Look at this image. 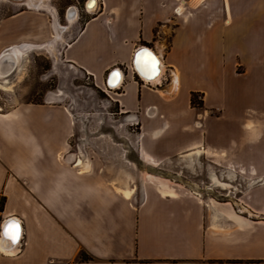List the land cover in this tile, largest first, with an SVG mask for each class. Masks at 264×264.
Masks as SVG:
<instances>
[{
    "label": "crops",
    "instance_id": "crops-1",
    "mask_svg": "<svg viewBox=\"0 0 264 264\" xmlns=\"http://www.w3.org/2000/svg\"><path fill=\"white\" fill-rule=\"evenodd\" d=\"M15 1L0 0V9ZM95 1L59 57L108 89L139 127L138 158L205 157L264 176V149H242L263 136L264 111L236 118L243 147L225 149L217 128L225 79L236 106L264 105V0ZM21 5L0 17V55L48 39L49 6ZM147 50L160 65L152 81L134 64L141 51L143 72H153ZM114 69L121 79L107 88ZM191 93L202 94L201 110L191 106ZM74 132L73 116L59 104L0 111V232L12 219L21 238L0 249V264H264V182L238 202L171 195L155 183H143L138 197L127 179L108 176L85 151H70ZM247 157L260 160L246 165Z\"/></svg>",
    "mask_w": 264,
    "mask_h": 264
},
{
    "label": "rangeland",
    "instance_id": "rangeland-1",
    "mask_svg": "<svg viewBox=\"0 0 264 264\" xmlns=\"http://www.w3.org/2000/svg\"><path fill=\"white\" fill-rule=\"evenodd\" d=\"M41 1L51 11L47 14L50 22L48 39L40 47L25 46V56L16 70L5 78L6 85L0 86V111L20 103L64 106L75 122L70 151L80 154L85 151L104 166L108 176L127 179L128 186L137 188L138 197L143 183H155L171 195L185 192L203 199L238 202L249 187L264 182L263 175L238 172L231 164L219 166L205 157H171L154 166L143 163L137 155L139 127L129 124L128 116L119 111L108 89L97 87L88 75L59 57L58 50L62 45L71 40L86 19L95 13L96 1L87 11L86 4L89 7L91 0H16L15 6L1 5L0 17L23 10V2L30 6ZM68 12L74 14L72 23L67 19ZM58 36V45L53 46ZM3 80L0 79V84ZM230 84V79H225V96L219 100L218 143L225 149H237L242 146V132L236 118L245 117L251 110L262 112L264 105L256 101L236 106L226 96ZM242 149H264V134L251 144V148L245 146ZM259 160L247 157L244 162L256 165ZM212 175L227 185L213 184Z\"/></svg>",
    "mask_w": 264,
    "mask_h": 264
},
{
    "label": "bare ground",
    "instance_id": "bare-ground-1",
    "mask_svg": "<svg viewBox=\"0 0 264 264\" xmlns=\"http://www.w3.org/2000/svg\"><path fill=\"white\" fill-rule=\"evenodd\" d=\"M94 4H95V0H91L90 3H89V8H91ZM90 5H92V6L90 7ZM73 17H74V14H72L71 12H68L67 19H68L69 22L72 23ZM147 52H148V55L152 58L153 56L150 53V51L147 50ZM24 53H25V50H24V48L22 46H15V47H12L10 49H7L5 52H3L0 55V79H4L2 81L4 83L1 82L0 86H4L3 84L6 85L5 78H7L8 76H10V74H12L16 70V68H17V66H18L21 58L23 57V55L25 56ZM138 57H139V55L136 57V60H135L134 64H135V67L139 70V73L141 74V75L140 74L139 75L141 77H143L144 79L146 78V80H148V81L156 80L157 77L160 75L159 74L160 73V70H159V66L160 65H159V62L157 61L156 57H153L152 58V61L155 60V68H154L153 72L150 73V74H147V73L143 72V70L141 68V65H140V58H138ZM114 77L115 78H113V79L110 80L111 81V83H110L111 84L110 85L111 87L117 85L119 83L120 79H121L120 73H118V72L114 75ZM141 161L143 163H145L146 165H152V166L156 165L155 162L153 161V159L149 155H147L146 153H144V152H142ZM211 180H212L213 184H215V185H227L225 183L219 182L217 180V178L214 177L213 175L211 176ZM163 188L164 187H161L160 186L159 189L162 192H166ZM123 193L126 196H130L131 190H129V189L128 190H124ZM6 222L2 223V227H1L2 228V231L0 232L1 233V237H0V249H1V251H5V252H7L8 248L11 245H16L19 242V240H20V230H19V238H18V240L15 243H13L5 235V230L6 229H10V226H12V225H18L13 220H10V222L8 224Z\"/></svg>",
    "mask_w": 264,
    "mask_h": 264
},
{
    "label": "trees",
    "instance_id": "trees-1",
    "mask_svg": "<svg viewBox=\"0 0 264 264\" xmlns=\"http://www.w3.org/2000/svg\"><path fill=\"white\" fill-rule=\"evenodd\" d=\"M87 20V19H86ZM190 104L193 108L201 110L203 108L202 94L201 93H191ZM4 204V197H0V212L2 211ZM79 258L84 261L88 260L89 257L85 252H81Z\"/></svg>",
    "mask_w": 264,
    "mask_h": 264
},
{
    "label": "snow or ice",
    "instance_id": "snow-or-ice-1",
    "mask_svg": "<svg viewBox=\"0 0 264 264\" xmlns=\"http://www.w3.org/2000/svg\"><path fill=\"white\" fill-rule=\"evenodd\" d=\"M92 5H90L91 7ZM153 65H155V60L152 61ZM5 235L13 242L15 243L19 238V226L18 225H12L10 226V229L5 230Z\"/></svg>",
    "mask_w": 264,
    "mask_h": 264
},
{
    "label": "built area",
    "instance_id": "built-area-1",
    "mask_svg": "<svg viewBox=\"0 0 264 264\" xmlns=\"http://www.w3.org/2000/svg\"><path fill=\"white\" fill-rule=\"evenodd\" d=\"M88 9H91V8L86 7V10H87V11H89ZM9 49H10V48H9ZM140 54H141V51L139 52V55H140ZM117 72L120 73L117 69H114V70L111 71V73H110V74H111V76H110V80L113 79V78H115L114 75H115ZM110 83H111V81H110L109 84L106 86L107 88H116L117 85H118V84H117V85H115V86H113V87H110ZM8 220H9V221H8ZM11 220H12V219H11ZM5 221H6V220H5ZM5 221H4V222H5ZM9 222H10V219H7V222H6V223L8 224ZM20 239H21V238H20ZM18 243H19V242H18Z\"/></svg>",
    "mask_w": 264,
    "mask_h": 264
},
{
    "label": "water",
    "instance_id": "water-1",
    "mask_svg": "<svg viewBox=\"0 0 264 264\" xmlns=\"http://www.w3.org/2000/svg\"><path fill=\"white\" fill-rule=\"evenodd\" d=\"M139 55V51L136 53V55H135V58H134V62H135V60H136V57ZM136 68V67H135ZM136 70H137V72L139 73V70L136 68ZM140 74V73H139ZM141 75V74H140ZM143 76V75H142ZM148 78V77H147ZM146 79V78H145ZM149 79V78H148ZM111 85V84H110ZM111 87V86H110Z\"/></svg>",
    "mask_w": 264,
    "mask_h": 264
}]
</instances>
